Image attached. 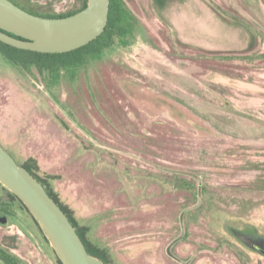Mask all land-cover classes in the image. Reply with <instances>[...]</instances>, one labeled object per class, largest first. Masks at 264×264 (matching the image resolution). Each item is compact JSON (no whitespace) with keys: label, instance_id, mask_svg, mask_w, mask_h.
<instances>
[{"label":"rangeland","instance_id":"rangeland-1","mask_svg":"<svg viewBox=\"0 0 264 264\" xmlns=\"http://www.w3.org/2000/svg\"><path fill=\"white\" fill-rule=\"evenodd\" d=\"M25 1L52 14L81 3ZM123 1L131 39L83 66L39 75L0 57V144L53 177L108 264H264L227 232L264 245V0ZM2 187L0 249L58 264Z\"/></svg>","mask_w":264,"mask_h":264},{"label":"water","instance_id":"water-1","mask_svg":"<svg viewBox=\"0 0 264 264\" xmlns=\"http://www.w3.org/2000/svg\"><path fill=\"white\" fill-rule=\"evenodd\" d=\"M110 0H87L77 13L47 18L33 15L9 0H0V42L37 53H63L79 49L102 34L108 25ZM0 184L25 206L40 226L62 264H103L89 255L63 210L44 186L0 145ZM7 223L0 213V225ZM245 244L264 256V245L237 233Z\"/></svg>","mask_w":264,"mask_h":264},{"label":"trees","instance_id":"trees-1","mask_svg":"<svg viewBox=\"0 0 264 264\" xmlns=\"http://www.w3.org/2000/svg\"><path fill=\"white\" fill-rule=\"evenodd\" d=\"M9 1H11L17 7L33 15L47 18L70 16L82 10L87 5V0H79L81 3L79 7H77L75 10L65 14H52L48 11H41L38 10V8L29 6V4H27L25 0ZM165 1L166 0H154L160 10L164 8L163 6L165 4ZM135 22L136 21L132 19V16L130 15L129 10L127 9L123 0H110L108 25L104 29L102 34L89 44L73 51L50 54L21 50L0 42V57L7 60L9 64L13 67H17L18 69L24 72H28L30 71V69H34L39 75H51L62 71V69H69L74 66H83L89 59L102 56L106 51H109L118 45H126L132 37V32L134 28H136ZM16 163L19 166H23L35 179H37L44 186L48 195L57 203V205L66 214L67 218L75 228L82 242L84 243L89 255L101 259L103 264H108V252L103 247L102 243L98 242V240L93 237L94 234L90 226L80 225V220H78V218H76L72 214L69 208H67L66 205L61 202V199L59 198L58 194L54 192L49 181L53 177L47 176L46 178H42L38 174L39 168L33 158H28L23 162L16 161ZM260 172L261 173L256 177L258 183L254 185L256 189L260 190V192H264V168ZM175 182H180L182 186H193L190 184V182H187L185 179L179 178L176 179ZM2 189L6 192V196L10 201H18L23 207V209L28 212L25 206L16 198L14 194L9 192L4 187H2ZM194 198H197V200L200 202L202 201V196H200L199 192L194 193ZM2 210L7 213L6 209ZM34 222L36 223L35 220ZM36 225L38 226L37 223ZM227 232L232 237L237 239V241L241 243V245L249 249V247L241 241V238L237 236V233H240L239 231L228 229ZM0 260L3 261L5 264H18L13 256H11L2 249H0ZM56 260L58 264H62L57 256Z\"/></svg>","mask_w":264,"mask_h":264},{"label":"flooded vegetation","instance_id":"flooded-vegetation-1","mask_svg":"<svg viewBox=\"0 0 264 264\" xmlns=\"http://www.w3.org/2000/svg\"><path fill=\"white\" fill-rule=\"evenodd\" d=\"M6 149V148H5ZM7 150V149H6ZM11 155H12V157L17 161V159H16V157L9 151V150H7ZM11 202H14V201H11ZM0 213H3V214H5L6 215V217L8 218V214L6 213V212H4L3 210H0Z\"/></svg>","mask_w":264,"mask_h":264}]
</instances>
